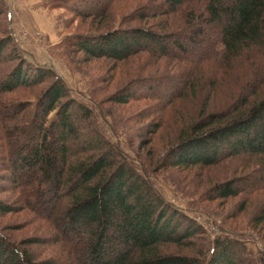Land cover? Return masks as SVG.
<instances>
[{"label": "trees", "instance_id": "16d2710c", "mask_svg": "<svg viewBox=\"0 0 264 264\" xmlns=\"http://www.w3.org/2000/svg\"><path fill=\"white\" fill-rule=\"evenodd\" d=\"M103 1L97 0L98 8L72 10L78 17L104 19L115 0ZM151 2L157 5L134 14L140 21L164 18L154 26L65 40L95 59L124 62L147 54L153 63L173 61L169 71L137 81L135 90L125 87L112 100L124 104L144 95L173 114L177 130L162 157L166 167L236 160L249 169L216 183L209 199L264 192V0L146 4ZM10 21L9 7L0 0V95L41 89L33 107L0 101V192L17 193L18 203L0 200V216L29 210L55 233L16 242L0 228V264H202L192 252L201 226L167 202L94 127L91 108L71 96L59 74L27 57ZM225 86L226 101L218 106L214 100ZM49 192L57 204L43 211L39 205ZM252 221L264 224V202ZM47 242L62 247L61 259L31 249ZM244 251L239 241L218 237L205 264H264V254L247 260Z\"/></svg>", "mask_w": 264, "mask_h": 264}, {"label": "rangeland", "instance_id": "374dc122", "mask_svg": "<svg viewBox=\"0 0 264 264\" xmlns=\"http://www.w3.org/2000/svg\"><path fill=\"white\" fill-rule=\"evenodd\" d=\"M5 1L11 14L12 33L27 57L59 74L69 87L71 96L91 108L94 127L119 146L124 157L147 177L167 202L201 226L194 238L192 251L196 252L199 262L206 263L218 237L239 241L247 260H255L264 254V224L255 226L252 221L264 202V192L244 193L226 199L208 198L210 189L216 183L244 175L249 169L243 171L236 160L210 167H166L162 157L177 130V119L173 114L163 111L162 102L144 95L136 96L124 104L112 100L125 87L130 86L131 90H135L133 85L137 81L169 71L172 67L169 63L174 62L163 60L153 63L147 54L133 56L124 62H114L90 58L71 48L70 38L74 35L93 36L116 27L156 25L155 22L164 18L140 21L134 13L155 7L157 3L115 0L108 14L100 19L86 15L78 17L72 10L73 7L83 10L98 8L97 0ZM176 17L170 18L176 23L175 26L179 23ZM175 26L172 25L171 29ZM66 37L70 38L65 40ZM40 89H22L3 94L0 95V101L3 100V105L26 102L33 107ZM226 89V86L223 87L214 100L218 106L226 101ZM0 183L2 187L5 185L4 182ZM15 195L17 193L8 189L0 192V200L16 206ZM54 203L57 204L49 192L39 206L46 211ZM62 204L58 203V210ZM0 228L16 242L30 237L50 239L55 233L50 222L22 208L0 216ZM31 249L42 258L61 259L59 256L65 252L54 242L33 245Z\"/></svg>", "mask_w": 264, "mask_h": 264}]
</instances>
